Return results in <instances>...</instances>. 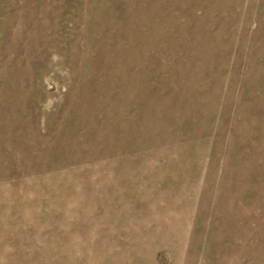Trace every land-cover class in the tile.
Here are the masks:
<instances>
[{
	"label": "rangeland",
	"instance_id": "rangeland-1",
	"mask_svg": "<svg viewBox=\"0 0 264 264\" xmlns=\"http://www.w3.org/2000/svg\"><path fill=\"white\" fill-rule=\"evenodd\" d=\"M0 264H264V0H0Z\"/></svg>",
	"mask_w": 264,
	"mask_h": 264
}]
</instances>
